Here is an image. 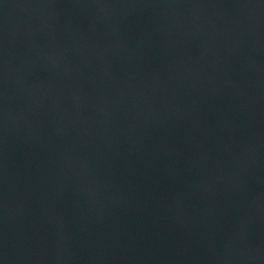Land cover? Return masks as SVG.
I'll use <instances>...</instances> for the list:
<instances>
[{
    "label": "water",
    "instance_id": "obj_1",
    "mask_svg": "<svg viewBox=\"0 0 264 264\" xmlns=\"http://www.w3.org/2000/svg\"><path fill=\"white\" fill-rule=\"evenodd\" d=\"M0 264H264V0H0Z\"/></svg>",
    "mask_w": 264,
    "mask_h": 264
}]
</instances>
